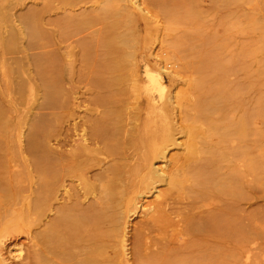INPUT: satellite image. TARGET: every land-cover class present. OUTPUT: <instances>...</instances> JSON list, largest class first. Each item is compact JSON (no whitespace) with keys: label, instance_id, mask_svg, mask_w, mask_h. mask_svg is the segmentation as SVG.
Here are the masks:
<instances>
[{"label":"bare ground","instance_id":"obj_1","mask_svg":"<svg viewBox=\"0 0 264 264\" xmlns=\"http://www.w3.org/2000/svg\"><path fill=\"white\" fill-rule=\"evenodd\" d=\"M60 3L44 0L52 39L27 42L33 51H23L24 62L14 52L1 79L14 101L9 118L20 150L0 151V226H25L31 241L26 264H233L237 244L247 260L252 175L247 122L242 126L232 115L231 130L221 131L213 123L217 136H200L199 129L204 130L203 119H221L229 105L236 110L248 100L227 102L213 87L190 85L185 93L190 122L178 123L186 139L174 158L166 150L182 142H175L170 120L164 115L161 129H153L156 121L149 114L130 115L123 103L129 91L122 82L135 80L125 54L153 17L177 21L183 1ZM225 5L215 7L231 18V5ZM42 31L50 35L47 28ZM197 38L196 51L217 53ZM0 59L6 62L3 54ZM146 73L162 86L152 70ZM38 85L48 87L50 95L27 107L28 114H15V94L23 90L24 100ZM2 98L0 128L4 123L9 131L4 117L10 110ZM80 109L79 119H67ZM20 116L27 132L19 129ZM157 159L163 165L155 164ZM139 211L142 218L129 227Z\"/></svg>","mask_w":264,"mask_h":264},{"label":"rangeland","instance_id":"obj_2","mask_svg":"<svg viewBox=\"0 0 264 264\" xmlns=\"http://www.w3.org/2000/svg\"><path fill=\"white\" fill-rule=\"evenodd\" d=\"M182 1V6L177 10L182 18L179 16L177 21L168 24L165 18L153 17L150 23H144V34L140 42L135 40L125 54L127 65L133 64L132 73L135 80L122 82V87L126 86L129 91V96L123 98V103L128 104L130 115L133 113L137 115L139 110L142 116L149 114L156 121L152 123L153 129H161L160 121L164 115L170 120L174 128L175 142H182L181 145H172L166 150L167 156L171 155L174 158L182 153L183 141L186 139L185 132H179L178 123L190 122L187 113L191 112V105L186 101L185 94L190 89V85L200 88L213 87L222 93V99L227 102L231 98H242L244 103L248 100L247 105L237 104L236 110L233 105H229V109L223 111L221 119H203L204 130L199 129V135L217 136L223 127L231 130L228 124L232 115L238 116V124L242 126L247 122L249 128L247 138L252 141L249 257L244 260L242 244H237L233 264H264V0ZM60 2L63 0H48V4L52 6H59ZM227 2L232 8L231 18L223 13L220 14V10L215 7L220 4L226 6ZM43 5L44 0H0V58L2 54L6 58L4 63L0 59V81L2 72L10 70L11 56H14V52L20 56L19 60L24 62L23 51H33L25 47L27 42L36 44L47 37L52 39L50 31L52 26L44 24L46 13L43 12ZM125 25H129L128 20ZM45 27L50 35L42 31L46 29ZM197 36L203 42L213 44L217 48V53L203 54L201 48L196 51L200 46ZM193 40L198 44L192 43ZM135 52L136 58L132 59L131 55ZM136 61L139 64L138 68L135 67ZM203 61L208 62L203 64ZM146 69L152 70L157 78L160 77L162 86L155 78L151 79L148 76ZM157 73L159 75H156ZM0 91V95L4 97L0 98L5 99L9 106H5L6 110L8 108L10 110L4 117V121L9 119V131L4 123L0 128V151L17 153L20 150L18 130L14 131L11 128L12 117L11 120L9 118L14 101L8 84L4 85L1 81ZM23 93L24 91L21 90L19 94H15L19 101L14 104L15 114L25 113L27 107L35 106L41 98L50 95V89L45 85H38L24 100ZM70 98H66V106ZM81 109L78 114L70 118L64 115L60 120L65 121L66 118L71 120L72 117L79 119V115H83ZM206 113L203 111L202 114ZM50 117L53 118V114ZM180 117H183L182 120ZM17 120L21 132L28 128L22 125L21 116ZM213 123L219 126V131L210 128ZM195 125L199 124L195 123ZM155 164L163 165L161 159H157ZM151 199L153 195L145 196L141 204L146 205ZM142 215L139 211L137 216L129 219L131 220L129 227L133 224L135 226ZM25 229L22 223L0 226L2 235L0 264L27 263L26 255L30 250L31 241L25 234ZM18 253L21 255L17 257ZM121 263L128 262L122 260Z\"/></svg>","mask_w":264,"mask_h":264}]
</instances>
